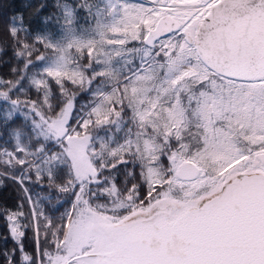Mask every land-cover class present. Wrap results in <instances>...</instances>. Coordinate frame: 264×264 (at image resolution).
<instances>
[{"label": "snow or ice", "instance_id": "6c2138e0", "mask_svg": "<svg viewBox=\"0 0 264 264\" xmlns=\"http://www.w3.org/2000/svg\"><path fill=\"white\" fill-rule=\"evenodd\" d=\"M0 20V264H264V0Z\"/></svg>", "mask_w": 264, "mask_h": 264}, {"label": "trees", "instance_id": "16d2710c", "mask_svg": "<svg viewBox=\"0 0 264 264\" xmlns=\"http://www.w3.org/2000/svg\"><path fill=\"white\" fill-rule=\"evenodd\" d=\"M9 4V0H5V5L7 6ZM3 21L0 20V27H2ZM14 195L13 188L10 186L7 189H0V201H5L9 206H12L14 203L12 197ZM3 224L4 221L2 218H0V233L3 232ZM8 246H11L9 244Z\"/></svg>", "mask_w": 264, "mask_h": 264}]
</instances>
